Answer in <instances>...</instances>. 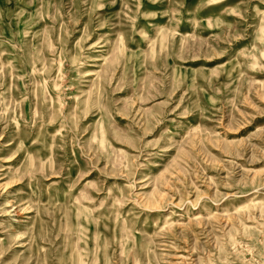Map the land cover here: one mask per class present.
Listing matches in <instances>:
<instances>
[{"label":"rangeland","instance_id":"rangeland-1","mask_svg":"<svg viewBox=\"0 0 264 264\" xmlns=\"http://www.w3.org/2000/svg\"><path fill=\"white\" fill-rule=\"evenodd\" d=\"M0 264H264V0H0Z\"/></svg>","mask_w":264,"mask_h":264}]
</instances>
